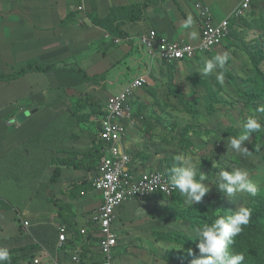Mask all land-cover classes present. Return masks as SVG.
Masks as SVG:
<instances>
[{
	"label": "crops",
	"instance_id": "1",
	"mask_svg": "<svg viewBox=\"0 0 264 264\" xmlns=\"http://www.w3.org/2000/svg\"><path fill=\"white\" fill-rule=\"evenodd\" d=\"M143 1L0 0V55L8 64L0 70L55 66L46 73L0 81V227L17 231L18 238L31 244L28 250L40 264H75L66 253L69 246L83 253L81 264L101 260L92 250V240L76 234V241L73 234L88 226L102 204L92 182L98 173L99 127L107 100L161 62L150 60L137 38L154 30L170 41L196 45L201 40L197 2L207 6L219 23L243 0H162L160 7L146 10L139 24L123 25L126 37L120 42L107 39L109 32L92 21ZM79 6L82 12L77 11ZM189 18L193 23L186 27ZM193 31L196 39L190 37ZM177 66L180 74L185 66L182 62ZM22 114L26 119L21 123ZM139 126L127 125L126 143L136 151ZM154 159L150 156L144 163L138 159L140 171L156 170ZM144 202H128L116 221L120 215L129 219L134 211L140 213ZM60 226L70 231L66 250L58 245Z\"/></svg>",
	"mask_w": 264,
	"mask_h": 264
},
{
	"label": "rangeland",
	"instance_id": "2",
	"mask_svg": "<svg viewBox=\"0 0 264 264\" xmlns=\"http://www.w3.org/2000/svg\"><path fill=\"white\" fill-rule=\"evenodd\" d=\"M230 26V34L222 44L213 52L182 62L185 67L180 74L179 63L160 61L158 67L149 72L152 86L144 89L134 106L136 122L141 125L138 158L144 163L149 162L151 156L155 158L152 166L168 173L167 170L177 163V156L190 155L201 161L200 171L210 191L194 206L186 205L177 191L171 199L160 197L156 202L145 201L139 208L140 213L129 212L133 214L129 219L120 215L115 226L119 232L118 264H191L199 258L195 229L217 218L218 211L221 215H229L239 206L247 207L250 199L257 197L264 201V132L252 133L242 144L251 151L248 160L227 151L228 138L238 136L241 131L239 121L255 114L264 125V112L257 111L264 107V0H253L251 10L244 17L232 20ZM224 53L229 59L223 70H217L223 71V84L218 82L215 72L209 76L198 73L206 59ZM5 62L0 55V68L8 66ZM11 69H5L4 73L11 75ZM103 120L104 117L101 123ZM234 160L244 163L241 169L259 185V195L251 197L246 192H238L227 198L217 191L216 174L220 169L239 168ZM206 203L208 209L214 211L207 210L203 213L205 220L198 219L197 206ZM190 209L193 220H177ZM190 222L194 223L191 229ZM21 232L25 235L24 230ZM16 233L0 227V246L9 248L11 264H35L32 251L28 250L31 244L18 238ZM179 235H191L194 248L175 243ZM254 245L252 242L253 248ZM253 248L247 249V255L254 252ZM189 249L194 255H189ZM237 249L235 239L230 250L235 253ZM92 250L100 253L95 247Z\"/></svg>",
	"mask_w": 264,
	"mask_h": 264
},
{
	"label": "built area",
	"instance_id": "3",
	"mask_svg": "<svg viewBox=\"0 0 264 264\" xmlns=\"http://www.w3.org/2000/svg\"><path fill=\"white\" fill-rule=\"evenodd\" d=\"M251 3L252 0H243L230 16L216 23L211 16V10L197 2L195 8L199 13L201 40L196 45L170 41L159 36L154 30L138 37L137 44L147 50L150 60L159 58L167 63L192 60L198 54L213 52L222 44L230 33L231 21L244 17L250 10ZM83 9L79 6L77 11L82 12ZM111 37L106 35L107 39ZM112 39L120 42V39ZM149 76V70H146L133 78L120 93L110 97L104 107L105 117L100 131L102 157L97 176L92 182L95 191L102 195V204L91 215L88 226L80 229L84 240H92V248L100 251L101 260L97 264L117 263L119 235L114 224L117 211L123 205L133 200L147 201L159 194L172 196L178 191L170 186L165 171H135L131 148L126 143L128 122L138 124L133 99L138 91L150 84ZM29 225V222H24L25 228ZM58 232V245L63 248L68 243L70 231L67 227L60 226ZM67 249L69 259L75 264H80V251L72 250L71 246ZM35 264H40V260L36 259Z\"/></svg>",
	"mask_w": 264,
	"mask_h": 264
},
{
	"label": "clouds",
	"instance_id": "4",
	"mask_svg": "<svg viewBox=\"0 0 264 264\" xmlns=\"http://www.w3.org/2000/svg\"><path fill=\"white\" fill-rule=\"evenodd\" d=\"M192 23V19L189 18L185 26L190 27ZM197 35L195 31L190 33L192 39H196ZM228 59L227 53L214 55L204 61L198 73L209 76L215 72L218 82L223 84V71L217 70H223ZM257 111L264 112V107L258 108ZM238 127L241 129L238 136L227 140V151L250 155L251 151L247 147H242V144L249 140L252 133L264 132V125L260 118L253 114L246 120L239 121ZM175 159L177 163L167 170L170 186L180 192L186 205L194 206L202 202L210 187L204 183L205 176L200 171L201 161L187 154L179 155ZM215 184L217 191L227 198L238 192H246L251 197L260 193L259 185L249 179L247 171L241 168H233L231 171L220 169L216 174ZM251 215L252 210L243 206H239L229 215H221L218 211L217 218L212 223H206L195 229V240L199 241L196 245L199 249V258L194 259L191 264H243L244 253H233L230 248L235 243V237L239 236L249 224ZM189 255H194L191 249ZM11 259L9 248L0 246V264H11Z\"/></svg>",
	"mask_w": 264,
	"mask_h": 264
},
{
	"label": "trees",
	"instance_id": "5",
	"mask_svg": "<svg viewBox=\"0 0 264 264\" xmlns=\"http://www.w3.org/2000/svg\"><path fill=\"white\" fill-rule=\"evenodd\" d=\"M161 2H162V0H144L143 2L138 4V6H136V7H129V8L126 7V8H120L117 10H112L111 14L104 20H99L98 18H94L92 21H93L94 25L99 26V27L105 29L107 32H109L110 37L112 36L115 39H122V38L126 37V33L121 28L123 25H126V24L137 25V24H139L140 22H142L146 18V10L149 7H156V8L160 7ZM252 2H253V0H252ZM251 7H252V4H251ZM229 34H228V36H229ZM123 40H125V39H123ZM186 44H188V43H186ZM135 45H136V43H135ZM207 53H209V52H207ZM161 62H164V61H161ZM182 62H185V61H182ZM178 63H180V62H178ZM178 63H167V64H178ZM54 68H55V66L41 67V66L34 64V65H29L28 67L22 68L20 70H16L15 68H12L11 72H13V73L9 76L6 75L4 73V71L0 70V79L3 81H11V80L19 79L29 72L46 73V72L51 71V69H54ZM83 75L87 79L85 74H83ZM150 86H152V85L151 84L145 85L142 88V90L137 92L136 97L133 99V105L134 106L137 103V99L139 97L143 96L144 89H146ZM103 117H105L104 108H103L101 119ZM100 122H101V120H100ZM99 128H101V123H100ZM229 133H231V132H229ZM99 148H100L99 152H100V160H101L103 145H102V143H100V141H99ZM131 154L133 157L134 165L136 167L135 171H138L140 168L137 166L138 165V159H139L137 156V151L131 149ZM236 156H237V154H236ZM242 159L248 160L247 155H243ZM234 162L239 168L243 167V165H244V163H242V161L234 160ZM166 174L168 175V173H166ZM177 194L178 193L176 191L172 196H166L163 194H159L156 197L157 198L158 197L159 198L160 197H166L168 199H171ZM125 205H123L121 208H123ZM208 206H209L208 203L204 204L202 207L197 206V208H198V211H197L198 219L205 220L206 216H203V213L207 210L208 211H214L213 209H208ZM247 208H250L252 210L251 219H250L249 224L244 227V231L239 236H237L235 238L236 241L238 242V249L235 251V253L243 252L244 255H247V249L253 248L251 246V243L254 242V244H255L254 248H253L254 252H251L250 255H247L249 257L245 256V260L243 261V264H264V201H263V199L257 198V197L250 199L248 202ZM192 209H194V208H192ZM192 209H190L186 215H181L180 217H178L177 220H186V221L193 220V218L191 217ZM215 219L216 218L210 219L208 224L212 223V220H215ZM190 224H191V226H189V229H191V227H193L194 223L190 222ZM72 230H74V229H72ZM74 233H75V236H74L73 231H72L73 239L77 237L76 234L81 236L80 229H79V231L77 230ZM74 240H76V239H74ZM70 241H71V239L64 246L65 250H66V247L69 246ZM174 241L178 245L192 246L193 248L195 246L194 245V238H192L191 235H189V237L179 235V238L175 237ZM74 246H75V244H74ZM34 248L35 247H32L31 249H34ZM197 250H199V249L197 248ZM81 255L83 257V253ZM116 258H117L116 264H118V253L116 255ZM35 260H36V258H34V261Z\"/></svg>",
	"mask_w": 264,
	"mask_h": 264
},
{
	"label": "water",
	"instance_id": "6",
	"mask_svg": "<svg viewBox=\"0 0 264 264\" xmlns=\"http://www.w3.org/2000/svg\"><path fill=\"white\" fill-rule=\"evenodd\" d=\"M18 121H20L22 123V121H25L26 119V115L22 114L21 116H18ZM23 118V119H22Z\"/></svg>",
	"mask_w": 264,
	"mask_h": 264
}]
</instances>
